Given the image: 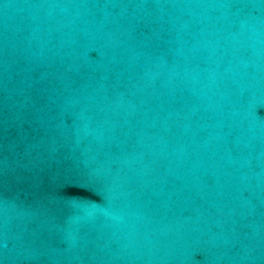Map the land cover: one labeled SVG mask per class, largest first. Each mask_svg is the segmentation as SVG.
Instances as JSON below:
<instances>
[{
  "label": "water",
  "instance_id": "95a60500",
  "mask_svg": "<svg viewBox=\"0 0 264 264\" xmlns=\"http://www.w3.org/2000/svg\"><path fill=\"white\" fill-rule=\"evenodd\" d=\"M0 264H264V0H0Z\"/></svg>",
  "mask_w": 264,
  "mask_h": 264
}]
</instances>
